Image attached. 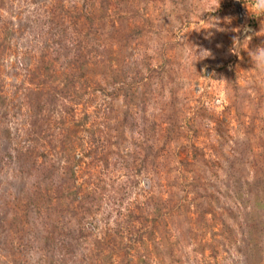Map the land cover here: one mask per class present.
<instances>
[{
	"label": "rangeland",
	"instance_id": "obj_1",
	"mask_svg": "<svg viewBox=\"0 0 264 264\" xmlns=\"http://www.w3.org/2000/svg\"><path fill=\"white\" fill-rule=\"evenodd\" d=\"M240 6L0 0V264H264V0Z\"/></svg>",
	"mask_w": 264,
	"mask_h": 264
},
{
	"label": "built area",
	"instance_id": "obj_2",
	"mask_svg": "<svg viewBox=\"0 0 264 264\" xmlns=\"http://www.w3.org/2000/svg\"><path fill=\"white\" fill-rule=\"evenodd\" d=\"M233 5L234 8H237V10L235 9L236 13L239 15V17L243 16V8L240 6V0H237V2L233 0Z\"/></svg>",
	"mask_w": 264,
	"mask_h": 264
},
{
	"label": "water",
	"instance_id": "obj_3",
	"mask_svg": "<svg viewBox=\"0 0 264 264\" xmlns=\"http://www.w3.org/2000/svg\"><path fill=\"white\" fill-rule=\"evenodd\" d=\"M248 31H249V30H246V31L244 32L243 36L246 35V34L248 33Z\"/></svg>",
	"mask_w": 264,
	"mask_h": 264
}]
</instances>
